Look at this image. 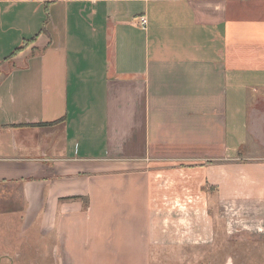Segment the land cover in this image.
<instances>
[{"label":"crops","instance_id":"0c3cea01","mask_svg":"<svg viewBox=\"0 0 264 264\" xmlns=\"http://www.w3.org/2000/svg\"><path fill=\"white\" fill-rule=\"evenodd\" d=\"M211 188L264 210V0H0V214L42 264H150L159 195Z\"/></svg>","mask_w":264,"mask_h":264},{"label":"rangeland","instance_id":"374dc122","mask_svg":"<svg viewBox=\"0 0 264 264\" xmlns=\"http://www.w3.org/2000/svg\"><path fill=\"white\" fill-rule=\"evenodd\" d=\"M173 179L157 178L165 192L181 186ZM209 192L212 198L206 209L195 207L205 203L199 193L159 195L163 204L155 211L150 264H264V219H259L264 218V210L257 215L249 205L235 209L233 204L220 203L214 189ZM1 205L12 207L8 202ZM18 217L0 214V264H42L35 256L38 247L46 250L39 226L31 227ZM54 263L48 259L47 264Z\"/></svg>","mask_w":264,"mask_h":264},{"label":"built area","instance_id":"2783aa9c","mask_svg":"<svg viewBox=\"0 0 264 264\" xmlns=\"http://www.w3.org/2000/svg\"><path fill=\"white\" fill-rule=\"evenodd\" d=\"M140 24H141V26L143 27V28H146L147 27V25H148V20H147V18L146 17H141L140 18Z\"/></svg>","mask_w":264,"mask_h":264},{"label":"trees","instance_id":"16d2710c","mask_svg":"<svg viewBox=\"0 0 264 264\" xmlns=\"http://www.w3.org/2000/svg\"><path fill=\"white\" fill-rule=\"evenodd\" d=\"M25 46H26V44H25ZM25 46H24V47H25ZM24 47H23V48H24Z\"/></svg>","mask_w":264,"mask_h":264}]
</instances>
